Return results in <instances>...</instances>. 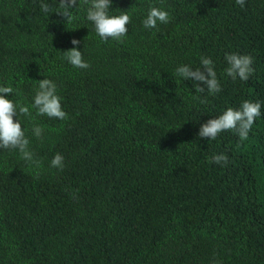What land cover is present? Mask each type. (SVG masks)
<instances>
[{
    "label": "trees",
    "instance_id": "obj_1",
    "mask_svg": "<svg viewBox=\"0 0 264 264\" xmlns=\"http://www.w3.org/2000/svg\"><path fill=\"white\" fill-rule=\"evenodd\" d=\"M86 4L66 20L37 0H0V84L29 106L19 118L40 161L0 148V264H264V115L243 139L233 129L197 135L245 99L264 113V0H113L111 11L130 15L119 41L100 39ZM150 5L168 22L144 28ZM72 37L89 67L63 59ZM207 48L215 93L174 72L212 58ZM226 52L252 57L248 80L224 72ZM43 77L56 82L65 118L31 107ZM56 152L63 168L50 166ZM220 152L226 163L211 160Z\"/></svg>",
    "mask_w": 264,
    "mask_h": 264
},
{
    "label": "clouds",
    "instance_id": "obj_2",
    "mask_svg": "<svg viewBox=\"0 0 264 264\" xmlns=\"http://www.w3.org/2000/svg\"><path fill=\"white\" fill-rule=\"evenodd\" d=\"M37 2L39 11L47 17L50 13H58L66 20L72 18L73 9L78 6L77 0H58V10L52 11L53 0H37ZM238 2L242 3V0H238ZM112 3L113 0H87L86 20L92 22L94 32L101 40L112 38L119 41L128 32L127 24L130 15L128 11H119L118 13L111 11ZM168 19L169 12L165 8L150 5L141 23L146 29H154L158 27L159 23H167ZM80 43L78 38L72 37L70 40L72 47L59 51L68 64L76 68H87L89 67L88 61L83 58L82 50L76 47ZM207 51L213 55L212 58L201 56L198 65L179 63L174 72L184 81L190 80L191 87L195 89V92L207 90L208 93H215L221 87L213 61L216 60L217 56L214 51L208 48ZM224 60L227 65L223 67L224 72L233 80L237 77L241 80L249 79L253 72L252 57L249 54L226 52ZM37 80L31 107L35 108L38 114L59 119L65 118L67 114L62 107V97L57 92L56 82L48 77ZM13 92L14 89L11 85L0 84V148L16 149L25 163L38 166L40 161L36 159L29 147V136L26 134V129L22 127L19 118V114L29 113V106L18 104L13 100L12 95L11 97L5 95ZM261 108L262 104L259 100L249 99L241 101L238 107H226L219 114L210 116L201 122L197 135L200 138L211 140L215 139L220 132L233 129L243 139L248 135L255 119L264 115ZM42 133L41 125L33 123L31 135L40 138ZM211 160L218 164L226 163L227 155L223 152L215 153L211 156ZM50 166L58 169L63 168L64 156L60 152H56L50 160Z\"/></svg>",
    "mask_w": 264,
    "mask_h": 264
}]
</instances>
